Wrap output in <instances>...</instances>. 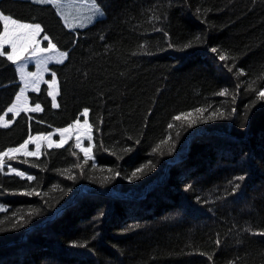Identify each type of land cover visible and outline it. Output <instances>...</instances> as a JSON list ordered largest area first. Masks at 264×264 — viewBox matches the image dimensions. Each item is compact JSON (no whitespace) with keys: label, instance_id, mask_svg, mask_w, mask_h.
Instances as JSON below:
<instances>
[{"label":"trees","instance_id":"trees-1","mask_svg":"<svg viewBox=\"0 0 264 264\" xmlns=\"http://www.w3.org/2000/svg\"><path fill=\"white\" fill-rule=\"evenodd\" d=\"M97 3L105 16L73 30L53 5L0 0V11L40 23L69 53L50 64L59 107L47 84L29 92L43 110L9 114L0 152L87 108L95 153L84 163L72 140L4 157L0 264H264V236L253 234L264 231V0ZM21 86L0 57V115ZM195 108L207 111L173 119ZM32 190L40 195L21 194Z\"/></svg>","mask_w":264,"mask_h":264},{"label":"snow or ice","instance_id":"snow-or-ice-1","mask_svg":"<svg viewBox=\"0 0 264 264\" xmlns=\"http://www.w3.org/2000/svg\"><path fill=\"white\" fill-rule=\"evenodd\" d=\"M36 4H50L53 5L58 9V14L61 15V18L64 20L65 25L68 26V20L66 17H64L62 12H59V8L61 5V0H33ZM90 6L92 10V16L89 17V19H94L96 16H103L104 12L102 11L101 6L97 3V0H90ZM0 22H2V31H0V57H6L8 61H10L12 64L17 65V70L21 74V79L24 83V87L21 88L20 92L16 95V102H14L10 107H8L7 113H12L13 116H19L21 112H40L43 109L41 108V105L39 103H36L33 107L28 106V98L25 96V91L31 87L33 91H39V82L43 80V76L41 72H35V73H27L25 74L24 69L26 65L22 64L21 61L25 60H32L37 59V66L41 64H44L45 67L43 71H49L47 68V61L51 59V57L45 56L46 53L49 52H57L59 51L57 49V45L53 43L52 39L47 35L44 34L42 36L43 41H47L46 47H41V41L37 39V37L41 36V33L44 32V28L41 26L40 23L36 22H23L19 19L13 18L11 14H5L2 11H0ZM167 35V33L165 34ZM10 47V51H5V46ZM190 44L184 45V47H190ZM212 52L216 53L217 49L213 48L211 49ZM69 56L68 52H59L58 57L56 58V63H63L64 60H66ZM228 57L224 54L219 55V59L221 61L226 60ZM229 71H232V68L229 67ZM243 74V71L241 70V73ZM48 84V95L52 97V107L58 108L59 104L56 102V97L59 95V89H58V82L56 79V73L53 71L51 72V79L48 81H44ZM219 96H227L229 95L227 89H223L222 91L216 93ZM257 99L258 100H264V88H261L256 91ZM235 97H233V100ZM207 111L206 108H195L191 112H182L179 115L173 117L174 120H181L182 118H186L189 116H192L194 113L200 114L201 118L203 117V113ZM232 111H235L233 109ZM89 115V109L85 108L82 112V116L84 117L83 123H81L80 119L78 118L75 120L72 124H69L66 128L57 129L56 131L60 134V140L54 141L52 140V134H48L46 136H36L32 137L31 135L27 140L24 141V143L20 144L16 148H9L4 152H0V170H2L4 165V157H9V159L14 158V154L16 153H23L26 156H39L40 155V148L41 145L39 143L40 140H46L48 142V147L52 148H61L63 147L69 139H71V133L75 131L77 133L76 135V143L75 147L79 148L84 153V163H87L89 159H92L91 155V145L88 148H84L81 145V139L82 136L86 137L89 141H92V128L93 125L89 123L88 120ZM223 117V113H220L219 116L216 112L211 113L209 116V119L212 118H221ZM12 123L11 120H6L4 115H0V127H8ZM189 126H191V122L189 123ZM169 128H172L173 125L169 124ZM68 134V135H66ZM165 141H161V143H164ZM30 143H36V151H28V145ZM139 143V141H137ZM130 151V149H127ZM73 155L76 153L73 152ZM26 162V161H25ZM74 167H81L82 165L77 164L74 165ZM11 172H14L17 176L24 177L25 173L18 171L17 169L10 168ZM142 169H137L132 173V177H137V172H141ZM116 175H119V173H116ZM72 178V177H69ZM28 180H33L35 177L33 176H27ZM236 180L243 181L245 177L243 175L235 177ZM236 188L239 187V184L235 185ZM23 195H40L39 192H36L35 190L23 192L21 193ZM255 235L264 236V231H260L257 233H253ZM216 244L219 245L220 241L217 240ZM74 246H80L84 247L85 245H74ZM209 259H211V256H209Z\"/></svg>","mask_w":264,"mask_h":264},{"label":"rangeland","instance_id":"rangeland-1","mask_svg":"<svg viewBox=\"0 0 264 264\" xmlns=\"http://www.w3.org/2000/svg\"><path fill=\"white\" fill-rule=\"evenodd\" d=\"M103 11V10H102ZM59 12H62L64 17L67 18L68 20V28L69 29H83L91 24H93L95 21L103 18L105 16V14L103 16H96L94 19H89V17L92 16V10H91V6H90V0H61V5H60V8H59ZM104 12V11H103ZM44 34L41 33V36L37 37L38 40L41 41V47H46L47 46V41H43L42 40V36ZM54 43V42H53ZM5 48H9V46H5ZM57 49L59 51L57 52H49V53H46L45 56L47 57H51V59H49L47 61V68L49 69V71H43L45 65L44 64H41L38 68L37 66V59H32V60H25V61H21L22 64L26 65L25 69H24V72L25 74L27 73H35V72H41L42 76H43V80H41L39 82V90L42 88V86H44L45 83L44 81H48L50 80L51 78H49V75L51 74V70H50V64L52 63H56V58L58 57L59 55V52H63L61 49L58 48L57 46ZM11 50V49H10ZM65 61V60H64ZM17 67V65H16ZM18 71V70H17ZM18 74H19V77H20V80L22 82V86L21 88L24 87V83L21 79V74L20 72L18 71ZM57 79V77H56ZM57 82H58V79H57ZM48 85V84H47ZM58 89H59V82H58ZM33 91L31 87H29L26 91H25V96L28 98V93ZM59 93H60V89H59ZM58 96L56 97V102L58 103ZM52 98V97H51ZM16 102V100H15ZM28 106L29 107H33L34 104H32L29 99H28ZM42 108V106H41ZM22 113V112H21ZM25 113H29V112H25ZM32 113V112H30ZM90 113V112H89ZM8 114H12V113H7L6 115L4 114L5 116V119L6 120H11L12 123H13V120L10 119L8 117ZM13 115V114H12ZM83 120H84V117L82 116L80 118V121L81 123H83ZM88 120H89V115H88ZM11 123V124H12ZM89 123H90V120H89ZM10 124V125H11ZM91 124V123H90ZM9 125V126H10ZM66 128V127H65ZM57 129H61V128H54L52 131L50 132H47V133H36V134H32L31 136L32 137H36V136H46L48 134H52V140L54 141H59L60 140V134L59 132H57L56 130ZM68 135V134H66ZM76 135L77 133L75 131H73L71 133V139L68 140V142L65 144L67 145L70 141H74L76 143ZM92 141H89L86 137L82 136V139H81V145L82 147L84 148H88L90 147L91 145V155H92V159L95 160V153H94V133H93V128H92ZM40 145H41V148H40V155H42V151L44 148H49L48 147V142L46 140H40L39 141ZM64 145V146H65ZM79 149V148H78ZM28 151H36V143H30L28 145V148H27ZM81 151V150H80ZM82 152V151H81ZM83 153V152H82ZM84 154V153H83ZM14 155H24L23 153H16ZM39 156H32V157H39ZM4 166V165H3ZM10 168H14V169H17L18 171H21V172H24L18 168H15V167H10ZM10 168L8 170V173L10 174H15L14 172H11L10 171ZM25 173V176L24 178H27V176H33L32 174H29L27 172H24ZM7 209V206L3 203H0V211H4Z\"/></svg>","mask_w":264,"mask_h":264}]
</instances>
